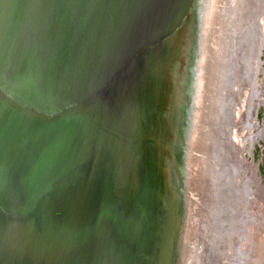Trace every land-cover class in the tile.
<instances>
[{"label": "water", "instance_id": "1", "mask_svg": "<svg viewBox=\"0 0 264 264\" xmlns=\"http://www.w3.org/2000/svg\"><path fill=\"white\" fill-rule=\"evenodd\" d=\"M249 2L0 0V264H210Z\"/></svg>", "mask_w": 264, "mask_h": 264}, {"label": "bare ground", "instance_id": "2", "mask_svg": "<svg viewBox=\"0 0 264 264\" xmlns=\"http://www.w3.org/2000/svg\"><path fill=\"white\" fill-rule=\"evenodd\" d=\"M247 11H249L250 13V18H249L250 27L248 28L249 35L247 34L248 37L242 49V50H246V53L243 55L242 58L241 57L239 58L237 56L239 59L236 64V70H235L236 74L234 76L235 78L234 85L236 87V88L234 87V91H237V88L240 87L241 85L249 87V102L247 103L248 109L246 111L247 112L246 116L248 118L253 112V110L255 109V106L257 104L256 97L259 96V91H260L259 86L256 85L253 80L254 78L253 75H255V73H253L255 70L254 55L257 51L261 50L263 43L261 41H258L257 39H254V40H257L254 45V42H252V39L253 37L255 38V36L256 38L258 37L256 35L255 29H253V27H255L253 26V22H254L256 15L261 16L262 14H264V0H250V2L247 4ZM250 48H254V49L252 50ZM250 50L252 51L249 52ZM233 103H235V96L233 97ZM227 147L228 148H227L226 159L224 161V166L226 168H224V171L221 168V172L223 171L222 177L225 181L224 193L222 195L223 204L221 206V214H223L222 211L224 210V208H226V211H228L229 215L225 212L224 222H223V216L221 215V220L223 222V225H226V230L224 229L225 235L223 239L220 240L222 248H218L219 253L218 254L216 253L214 258L211 260L210 264H220L219 260L217 261L216 258L217 257L218 259L219 258L221 259V257L223 258L222 255H223L224 249L226 248L229 249L228 252L232 253V256H237L240 258L242 257L241 259H243L245 255L248 254L250 251V248L244 249L243 245L246 242L248 243V241L253 235V232H252L253 227L251 226L254 224V227L256 226L257 229H261L260 225L263 223L262 221L264 219V207H262V204L264 202H262L260 199L258 200L256 199L255 203L258 204V206L260 207V210L254 209L253 184L251 180L248 179L247 175H246L247 179L246 177L243 178L244 172L246 174V168L244 166V163L237 156L236 151H235L236 149H234L231 144H229ZM222 222H221V225H222ZM243 225L245 226V228H243L244 227ZM256 228H255V231H256ZM238 230L245 231L246 234L244 235L241 234V237H240L237 234ZM219 232H220V229H219ZM218 240H219V233H218V238L216 239V242ZM222 242L224 244H222ZM257 243H258L257 241H254L253 249H251L252 251L254 250V247H257ZM234 259H232V261L229 260V262H232L230 264L235 263L236 260ZM250 259L252 260L255 259L254 262L257 263V261H259L258 259L260 258H256V255L255 257H253L251 253L249 260Z\"/></svg>", "mask_w": 264, "mask_h": 264}, {"label": "rangeland", "instance_id": "3", "mask_svg": "<svg viewBox=\"0 0 264 264\" xmlns=\"http://www.w3.org/2000/svg\"><path fill=\"white\" fill-rule=\"evenodd\" d=\"M253 26H255L253 27V29H255L256 35L258 36L257 38L255 36V39L263 43L261 50L257 51L254 55L255 70L253 73H255V75H253V80L255 84L259 86V96L256 97L257 104L255 106V109L247 118L246 111L248 109L247 103L249 102V87L241 85L237 88V91H235V105L233 104L232 109L233 125L230 128L231 133L229 134V139L232 147L236 149L235 151L237 156L244 163V166L246 168V174L244 172L243 178L246 177L247 179L248 176V179L251 180L253 184L254 209L260 210V207L258 206V204L255 203V200L260 199L262 202H264V14L255 18ZM257 40H255V42ZM250 49L253 50L254 48ZM252 50H250L249 52H251ZM221 200L222 198H220V206H222L223 204V200ZM262 207H264V203L262 204ZM222 212L224 214V222L225 212L228 214V211H226V208H224ZM262 222V224L260 223L261 229H257L256 226L254 227V224L251 226L253 227V235L248 241V243L246 242L243 245L244 249L250 248V251L248 254L245 255L243 259H241L242 257L240 258L237 256H232V253H229V249L226 248L227 250L224 249L222 255L223 258L221 257V259H218L217 257V261L219 260L220 264H230L232 262H229V260L232 261V259L235 258L234 260L236 261L233 264H264V219ZM243 228H245V226ZM255 228L257 232L255 231ZM242 230H238L239 233L237 231V234L240 237L241 234H246L245 231ZM220 238L221 235H219V240L216 244L218 248H222ZM254 241H257L258 243L257 247H254V250L252 251L251 249H253ZM222 244L224 243L222 242ZM251 253L253 257H255L256 255V258H260L258 259L259 261H257V263L254 262L255 259L249 260Z\"/></svg>", "mask_w": 264, "mask_h": 264}]
</instances>
